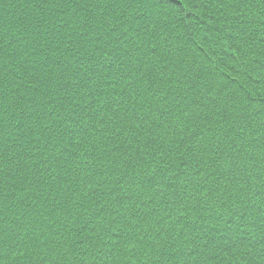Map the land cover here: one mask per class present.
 Here are the masks:
<instances>
[{"label": "trees", "instance_id": "1", "mask_svg": "<svg viewBox=\"0 0 264 264\" xmlns=\"http://www.w3.org/2000/svg\"><path fill=\"white\" fill-rule=\"evenodd\" d=\"M0 264H264V0H0Z\"/></svg>", "mask_w": 264, "mask_h": 264}]
</instances>
